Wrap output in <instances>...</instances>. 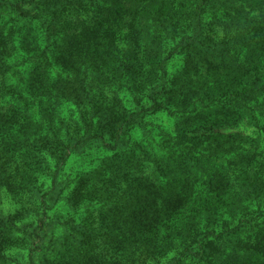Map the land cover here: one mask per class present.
I'll return each mask as SVG.
<instances>
[{
	"label": "trees",
	"instance_id": "16d2710c",
	"mask_svg": "<svg viewBox=\"0 0 264 264\" xmlns=\"http://www.w3.org/2000/svg\"><path fill=\"white\" fill-rule=\"evenodd\" d=\"M0 264H264V0H0Z\"/></svg>",
	"mask_w": 264,
	"mask_h": 264
},
{
	"label": "rangeland",
	"instance_id": "374dc122",
	"mask_svg": "<svg viewBox=\"0 0 264 264\" xmlns=\"http://www.w3.org/2000/svg\"><path fill=\"white\" fill-rule=\"evenodd\" d=\"M262 15H259V17ZM102 53H104V51ZM103 65L106 68H108V70H109V72L108 71H99L98 72L99 75L101 76V78L105 81V84L103 85V92L105 93V97L107 95L112 96L114 92L117 93L119 91L118 84H115L114 82L109 83L110 77H112V75H113V74H111V71H110L111 66L109 65V61L106 64L103 63ZM16 66H18L20 69L25 68V65L20 66V64H17ZM179 66H177L176 69ZM101 68H102V66H101ZM110 90H111V92H110ZM106 98L102 99V106L103 107H105L106 104H109V100H108V98L107 99ZM61 108H62V117H64L67 120H71V118H73L77 114V110H76L75 106L72 105L71 103H65L64 105H62ZM100 109H102V107ZM100 113L105 114V112H103V111H101ZM103 120H104V122L102 123L101 126H102V131H103V129L105 131L107 126L105 127L104 125L106 123L109 124V114L105 115ZM155 120L157 122H159L160 124H163V127L166 130H168V132L174 133L175 124H174L173 119H171L167 115L163 114V115H159V116L155 117ZM108 133H109V130H108ZM108 137H109V134H108ZM154 137L157 139H160V138L163 139L162 135L161 134L158 135V133L157 134L154 133ZM108 140H109V138H108ZM189 140L190 139L186 138V141H189ZM146 143H149V141ZM95 151H96L95 149H88L84 152L82 151L80 153H75V155L72 157V159L70 161L72 168H75L79 165H85L88 167L90 165L96 164L98 162L97 157L100 156V153H96ZM90 154H92V156H90ZM107 156H109V152H104L103 157H107ZM103 157H101V158H103ZM1 197H2V199H1L2 200V208H3L5 213H8V214L14 213L19 209V205H20L19 201L7 189L4 188L2 190ZM255 202L256 201L251 202L252 204L254 203V206H252V207H256Z\"/></svg>",
	"mask_w": 264,
	"mask_h": 264
}]
</instances>
